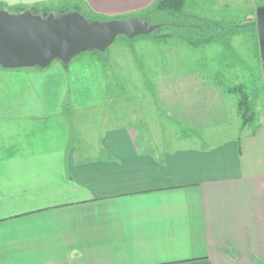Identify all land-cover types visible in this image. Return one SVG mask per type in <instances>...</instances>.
Wrapping results in <instances>:
<instances>
[{"label": "crops", "instance_id": "0c3cea01", "mask_svg": "<svg viewBox=\"0 0 264 264\" xmlns=\"http://www.w3.org/2000/svg\"><path fill=\"white\" fill-rule=\"evenodd\" d=\"M80 1L90 16L124 18L156 0ZM152 52L141 50L146 59ZM113 58L80 55L56 67L71 83L76 76L74 96L86 86L76 112L107 105ZM209 73L201 65L151 83L161 118L179 130L80 124L71 143L67 120L49 114L40 89L6 94L10 73L0 71V264H264V119L241 130L238 107L232 117Z\"/></svg>", "mask_w": 264, "mask_h": 264}, {"label": "rangeland", "instance_id": "374dc122", "mask_svg": "<svg viewBox=\"0 0 264 264\" xmlns=\"http://www.w3.org/2000/svg\"><path fill=\"white\" fill-rule=\"evenodd\" d=\"M2 3L14 8L6 10L7 12L18 14L16 9L20 7H14L0 1V4ZM64 5L53 8L55 10L50 14L63 17L68 13L78 11L88 15L87 11L84 10L83 2L80 0L72 1L66 12L62 11ZM259 7H264V0H186L184 13L190 17L191 21L194 18L203 19L208 22L222 23L225 27L221 33L223 39L202 45L199 48H193L178 38L170 41V44L160 46L152 44L150 37L139 36L133 40L119 38L107 50V55L110 56L111 54L112 58L115 59L113 58V62L111 61V68L107 69L111 72L107 73L106 71L109 84L108 103L99 111L83 110L76 112L74 102L81 99L87 100V89L85 86L80 92L77 91L76 93L75 90L74 96L73 87L78 80L76 76H73L71 83L70 75L67 73L63 77L55 75L59 69H63L59 61H55L46 69L8 70L0 67L1 72L10 73V79L7 83L14 89V91L8 89L6 94L13 92L21 95L24 91L27 92L28 88L35 92L40 89L43 100L50 105L49 114H57V116L67 120L69 125L68 137L71 143H75L77 139L79 132L77 127L80 124H84L85 126L82 128L88 132H92L93 128L98 129L118 122L132 124L139 128L144 126V129H162L172 132L176 129L179 130V128L161 118L157 101L149 89L150 84L159 78L183 76L186 73L196 71L202 65L209 68V74H212L214 81L223 82L224 86L220 85V87L229 98L232 117L236 115L235 118H237L238 96L229 92L227 87L244 84L250 96L258 97V118L259 121L263 120L264 65L260 56L256 17ZM141 50L147 52L153 50L156 54L152 52V58L146 59L141 54ZM130 52H135L136 55L139 53L138 58H135ZM157 52L160 53L158 57L155 56ZM81 55H92V53L88 52ZM79 57L80 55L74 58L70 65H73L76 62L75 59ZM149 64H153V66ZM59 65L61 68L56 69ZM141 65L143 67H140ZM85 83L82 85H86ZM94 118H96L98 125L95 123L91 127L89 122L93 121ZM238 119L240 124V115ZM49 125L54 127L55 123ZM58 125L59 123H57ZM49 129L51 128L48 127ZM247 129L251 130V128ZM233 130L235 129L231 125L223 134L232 135ZM55 131L50 133L51 137L56 135Z\"/></svg>", "mask_w": 264, "mask_h": 264}, {"label": "water", "instance_id": "95a60500", "mask_svg": "<svg viewBox=\"0 0 264 264\" xmlns=\"http://www.w3.org/2000/svg\"><path fill=\"white\" fill-rule=\"evenodd\" d=\"M256 17L264 65V7L257 9ZM160 27L138 17L88 21L78 11L47 17L0 9V67L46 69L55 61L69 65L81 54L105 53L121 36L133 40L151 35Z\"/></svg>", "mask_w": 264, "mask_h": 264}, {"label": "trees", "instance_id": "16d2710c", "mask_svg": "<svg viewBox=\"0 0 264 264\" xmlns=\"http://www.w3.org/2000/svg\"><path fill=\"white\" fill-rule=\"evenodd\" d=\"M185 2L186 0H157L154 6L143 15H132L124 18H107L97 15L90 16L83 14V12H81V14L84 15L88 21H107L112 19L138 17L151 24L161 25V27L151 35L142 36L147 38L150 37L149 39L157 44L165 43L169 39L178 38L185 40L193 48H199L202 45L218 42L219 39H223L221 38V33L224 31L225 27L222 23L208 22L203 19L196 18L191 21L190 17L184 13ZM68 6H70L68 3L65 4L62 7V11H68ZM0 9L6 11L14 8L2 3L0 4ZM54 10L55 9L48 7L33 6L27 8H17L16 12L20 14L24 11H29L33 15L48 16L51 12H54ZM119 38L124 40L128 39L125 36H121ZM107 52L108 51L100 53L94 51L91 53L98 56L102 62H108L109 56L107 55ZM215 83L219 86L223 85V82L220 81H215ZM151 87L152 84H150L149 88L151 89ZM227 90L238 96V112L241 119V130L251 128L253 131H256L260 126L257 112L258 97L250 96L246 89V85L244 84L234 85L232 87L228 86Z\"/></svg>", "mask_w": 264, "mask_h": 264}]
</instances>
